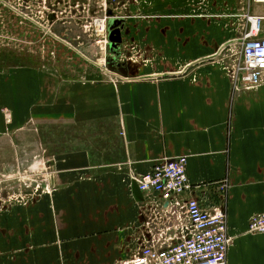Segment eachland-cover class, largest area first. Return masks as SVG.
<instances>
[{"label": "crops", "instance_id": "0c3cea01", "mask_svg": "<svg viewBox=\"0 0 264 264\" xmlns=\"http://www.w3.org/2000/svg\"><path fill=\"white\" fill-rule=\"evenodd\" d=\"M138 3L139 21L129 18L121 25L120 12L108 25V46L114 44L113 33L125 52L111 59L115 68L109 57L86 55L83 37H96L84 10L46 3L24 12L11 8L18 16V46L52 61L33 75L49 79L44 126H58L59 133L45 140L43 154L34 151L47 165L42 185L18 184L5 192L0 183L2 201L7 193L29 194L25 204L0 205V264L131 259L141 247L144 200L151 196L141 192L143 199H137L135 178L158 161L181 155L188 156L192 189L187 195L226 214L232 239L226 264H264V233L249 231L251 216L264 210V85L236 90L231 59L221 53L240 37L244 14L264 16V2ZM44 22H50L49 34ZM54 46L52 59L48 50ZM105 59L109 70L102 65ZM0 166L3 173V161Z\"/></svg>", "mask_w": 264, "mask_h": 264}, {"label": "built area", "instance_id": "2783aa9c", "mask_svg": "<svg viewBox=\"0 0 264 264\" xmlns=\"http://www.w3.org/2000/svg\"><path fill=\"white\" fill-rule=\"evenodd\" d=\"M264 2L263 0H254ZM12 2V0H11ZM131 0H88L98 9L88 27L96 37V43L108 48V23L111 18L108 6L127 5ZM79 9L80 5H73ZM14 8V7H13ZM114 8V9H116ZM85 9V8H84ZM90 7L87 9L89 13ZM44 19V13L40 11ZM44 32L50 33V22L42 24ZM240 37L222 47L221 53L231 61L228 66L234 88L253 89L264 85V16L244 14ZM46 50L49 44L42 41ZM52 59L57 56L56 47L48 50ZM104 56H107L104 51ZM105 70L107 60L102 61ZM188 156L164 158L153 169L135 178L144 200V222L139 240L141 247L131 259L119 264H226L232 239L228 234L225 212L219 207L213 210L203 207L199 200L187 194L192 189L188 175ZM10 195L9 202L15 200ZM14 202V201H13ZM16 202H21L17 200ZM0 205H3L0 201ZM249 231L264 233V210L251 216Z\"/></svg>", "mask_w": 264, "mask_h": 264}, {"label": "rangeland", "instance_id": "374dc122", "mask_svg": "<svg viewBox=\"0 0 264 264\" xmlns=\"http://www.w3.org/2000/svg\"><path fill=\"white\" fill-rule=\"evenodd\" d=\"M44 3L49 6L67 7L79 4L80 9L84 10L82 14L85 22L91 21L92 23L98 12L96 4H89L88 0H79L78 3L77 0H71L70 2L69 0H12V2L11 0H0V162L3 161L5 167L3 173L0 171V183L8 188H4L5 192L19 187L18 184L23 186L26 184L42 185L44 179L49 176L48 170L45 169L47 165L42 155V147L46 144L45 140L49 143L50 139L54 137V133H59L58 126H55L56 128L44 126L45 115L50 113L43 108L45 87L49 86V79H43L38 72L33 75L34 70L41 71L46 67L44 64H50L49 62L52 61H43L39 51H37L36 56H29L28 46H18L17 34L20 31L15 27L18 16L12 13L14 10L11 9L20 6L23 9L22 12H24L27 9L26 7L33 4H39L38 6L41 7ZM138 5V0H131L124 7L108 6V13L113 16L115 13L123 12L124 18L121 20V25L131 18L139 21L140 11ZM83 6H85V9ZM88 7H90L89 13H87ZM132 7H135V10H132ZM22 12L19 18L20 21H25L26 18ZM21 18L24 20H21ZM115 22L117 21L114 19L109 21L110 25ZM27 32L21 31L22 35H26ZM41 33L42 31L39 32V35ZM83 40L86 55L92 58H105L104 53L101 54L99 50L97 52L98 47L95 45L98 44L96 40L87 36H84ZM122 48V46L114 48L108 46L103 51H106V57H109L111 61L116 55L125 54ZM78 62L80 66L83 64L89 65L85 61ZM111 62L112 66H116L114 61ZM54 63H58V61ZM72 63H77V60ZM119 63L124 64L123 61ZM39 150L42 154L36 158L34 151L37 154ZM27 192L28 190L12 193V197L15 199L13 201L19 200L20 203L25 204L27 195H29ZM30 192L38 191L33 190ZM7 194L8 199L4 201L2 199L6 194L4 196L0 194L1 202H8L10 194Z\"/></svg>", "mask_w": 264, "mask_h": 264}, {"label": "water", "instance_id": "95a60500", "mask_svg": "<svg viewBox=\"0 0 264 264\" xmlns=\"http://www.w3.org/2000/svg\"><path fill=\"white\" fill-rule=\"evenodd\" d=\"M109 39H110L111 41H113V43H114V44H112V47H113V48L116 47V46H117L116 42H117V40H118V37H114V34L111 33ZM112 68H115V67L112 66ZM120 70L126 72V71H125L126 69H124V68H122V67L120 68ZM133 191H134V194L136 195L137 199H143V195H142V193H141V191H140V189H139V186H138V184H137L136 181H135L134 184H133Z\"/></svg>", "mask_w": 264, "mask_h": 264}, {"label": "bare ground", "instance_id": "6f19581e", "mask_svg": "<svg viewBox=\"0 0 264 264\" xmlns=\"http://www.w3.org/2000/svg\"><path fill=\"white\" fill-rule=\"evenodd\" d=\"M264 1V0H263Z\"/></svg>", "mask_w": 264, "mask_h": 264}]
</instances>
